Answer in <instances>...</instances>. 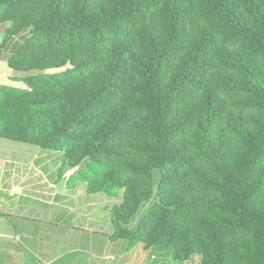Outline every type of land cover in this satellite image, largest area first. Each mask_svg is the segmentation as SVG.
<instances>
[{
	"label": "trees",
	"instance_id": "16d2710c",
	"mask_svg": "<svg viewBox=\"0 0 264 264\" xmlns=\"http://www.w3.org/2000/svg\"><path fill=\"white\" fill-rule=\"evenodd\" d=\"M0 23L26 86L0 84V137L156 264H264V0H0Z\"/></svg>",
	"mask_w": 264,
	"mask_h": 264
},
{
	"label": "crops",
	"instance_id": "0c3cea01",
	"mask_svg": "<svg viewBox=\"0 0 264 264\" xmlns=\"http://www.w3.org/2000/svg\"><path fill=\"white\" fill-rule=\"evenodd\" d=\"M6 59L7 55L2 56L0 62L8 64ZM7 70L5 76L0 71V84L26 87L13 79L23 74ZM12 142L19 141L0 137V163L4 162L0 170V264H156L160 260L143 244L131 248L107 234L112 233L109 198L89 194L68 172L63 174L58 155L30 143ZM104 223L106 230L98 227ZM158 264L193 262L175 263L167 257Z\"/></svg>",
	"mask_w": 264,
	"mask_h": 264
},
{
	"label": "rangeland",
	"instance_id": "374dc122",
	"mask_svg": "<svg viewBox=\"0 0 264 264\" xmlns=\"http://www.w3.org/2000/svg\"><path fill=\"white\" fill-rule=\"evenodd\" d=\"M2 29V30H1ZM0 30H1V32H2V38H3V36H4V25H3V23H0ZM5 55H7V53L6 52H4L3 53V56H5ZM0 71H1V73H2V75L3 76H5V74H6V72H8V70L7 69H9V66H8V64H6L5 62H0ZM3 65V66H2ZM13 73H16V74H20V73H18V72H15L14 70H11ZM22 86H23V84H22ZM13 144H15V145H20V146H25V144H23V143H21V142H12ZM37 147V146H36ZM37 149H41V147L39 148V146L37 147ZM0 151H3V149H0ZM21 154H23L22 152H20ZM21 154H19L20 155V157H23V155H21ZM19 157V158H20ZM19 160H21V159H19ZM3 164H4V162H2V163H0V170L2 169V166H3ZM100 200V199H99Z\"/></svg>",
	"mask_w": 264,
	"mask_h": 264
}]
</instances>
